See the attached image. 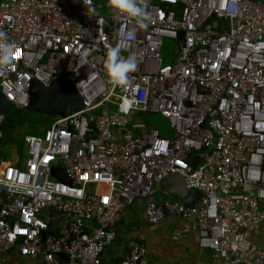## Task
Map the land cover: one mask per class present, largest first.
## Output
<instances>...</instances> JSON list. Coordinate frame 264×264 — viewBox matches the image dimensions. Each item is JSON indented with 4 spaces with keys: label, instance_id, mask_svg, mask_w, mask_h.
<instances>
[{
    "label": "built area",
    "instance_id": "built-area-1",
    "mask_svg": "<svg viewBox=\"0 0 264 264\" xmlns=\"http://www.w3.org/2000/svg\"><path fill=\"white\" fill-rule=\"evenodd\" d=\"M84 4L101 13L87 14ZM230 4L145 0L150 19L140 29L107 0H0V31L15 45L0 72V141L8 105L28 108L33 82L68 80L85 106L57 116L43 135L25 136L24 158L15 151V163L0 164V264L13 253L39 264H102L124 210L170 174L198 197L145 204L149 224L178 217L186 225L174 239L194 231L214 262L264 264L255 240L264 229V48L254 47L264 44V0H238L236 13ZM166 40L178 52L171 65ZM114 48L139 59L123 85L104 69ZM144 114L164 116L172 135L136 123ZM145 256L130 239L118 264Z\"/></svg>",
    "mask_w": 264,
    "mask_h": 264
},
{
    "label": "crops",
    "instance_id": "crops-1",
    "mask_svg": "<svg viewBox=\"0 0 264 264\" xmlns=\"http://www.w3.org/2000/svg\"><path fill=\"white\" fill-rule=\"evenodd\" d=\"M15 161L14 158L9 162L15 163ZM175 187H177L176 182ZM154 188L155 192L151 197L155 201L167 197L182 201L164 191L161 184ZM197 197L196 193L193 201ZM144 205L145 203H141V199L137 198L124 210L120 222L113 228L115 241L102 254V264H118L127 254V243L130 239L138 240L146 248V256L139 264H219L214 262L208 250L200 248L198 236L194 231L174 239L173 231L177 228L182 229L186 225L181 219L166 216L156 224H149L145 215L143 217ZM255 240L264 247V229L262 236ZM21 260H24L23 264H39L38 258H22L17 253L11 254L6 264H21Z\"/></svg>",
    "mask_w": 264,
    "mask_h": 264
},
{
    "label": "water",
    "instance_id": "water-1",
    "mask_svg": "<svg viewBox=\"0 0 264 264\" xmlns=\"http://www.w3.org/2000/svg\"><path fill=\"white\" fill-rule=\"evenodd\" d=\"M176 55H178V52ZM29 93V111L43 116L68 117L74 112H80L85 109L84 98L68 80L54 81L50 86H43L38 82H33ZM5 105L6 100L4 96L0 94V111H5ZM142 121L143 118L141 116L135 119L136 123ZM53 177L65 184L71 183L61 170L54 169ZM175 182L177 183V187H175ZM161 185L164 191L180 198L185 205L191 204L196 194L194 190L186 189L184 179L180 174H170L164 177ZM121 201L125 202L123 199H121ZM149 202H155V199L152 197L146 200L141 199V203L147 204ZM61 221H65V218L53 221L50 225V230L42 232L43 238L45 239L48 235L52 236L56 224Z\"/></svg>",
    "mask_w": 264,
    "mask_h": 264
},
{
    "label": "clouds",
    "instance_id": "clouds-1",
    "mask_svg": "<svg viewBox=\"0 0 264 264\" xmlns=\"http://www.w3.org/2000/svg\"><path fill=\"white\" fill-rule=\"evenodd\" d=\"M107 5L124 18L134 21L137 28L146 29L148 27L150 17L145 7V0H107ZM237 5L238 0H231L230 11L232 13L238 12ZM85 7L87 14L96 15L99 11L95 6L85 5ZM125 38L129 41L135 40V29L127 31ZM254 47L257 49L264 48V44ZM14 48L15 45L9 42L7 33L0 31V72H4L11 66ZM138 63L137 56L121 57L119 50L114 48L108 51L106 55L104 69L107 77L114 85H123L127 83L129 74L136 71Z\"/></svg>",
    "mask_w": 264,
    "mask_h": 264
},
{
    "label": "trees",
    "instance_id": "trees-1",
    "mask_svg": "<svg viewBox=\"0 0 264 264\" xmlns=\"http://www.w3.org/2000/svg\"><path fill=\"white\" fill-rule=\"evenodd\" d=\"M14 104H9L6 109V120L3 124V134L4 137L0 141L1 143H7L8 145H11L13 150L18 152L23 157L25 156L24 153V146H25V136L27 135H39V134H28V132H35L36 131V124L40 123L41 120L47 116H43L41 114L35 113L33 111H29L28 108L23 109L19 108ZM37 115V116H36ZM56 118V117H55ZM54 118V119H55ZM170 129V128H169ZM18 130V132L22 135L25 133L22 138H19L15 131ZM25 131V132H24ZM159 131V130H158ZM45 132V130H44ZM44 132L41 134L43 135ZM160 137H168L172 135V132H159ZM194 164L199 162V159L196 157V159L192 160Z\"/></svg>",
    "mask_w": 264,
    "mask_h": 264
},
{
    "label": "rangeland",
    "instance_id": "rangeland-1",
    "mask_svg": "<svg viewBox=\"0 0 264 264\" xmlns=\"http://www.w3.org/2000/svg\"><path fill=\"white\" fill-rule=\"evenodd\" d=\"M101 13V11H99ZM173 42L171 40H166L165 41V47L163 51V59L165 65H171L172 63L177 61V56L175 55L173 51ZM17 108V107H16ZM96 113H100L101 109H97L95 111ZM37 116V115H36ZM54 116H47L46 118L44 117L40 123L36 124V131L35 132H28V134H39L41 135L44 130L49 128L53 122H54ZM143 119L147 121L148 124H150L153 128H156L159 130V132H170L169 125L167 123V119L162 116V115H143ZM25 132V131H24ZM15 134L19 137L22 138V136L25 134L23 133L22 135L18 132V130L15 131ZM14 152L11 145H8L7 143H1L0 144V164L3 162H9L14 159ZM25 153V152H24ZM24 158V157H23ZM23 166V165H22ZM24 260H21L20 263L23 264Z\"/></svg>",
    "mask_w": 264,
    "mask_h": 264
}]
</instances>
